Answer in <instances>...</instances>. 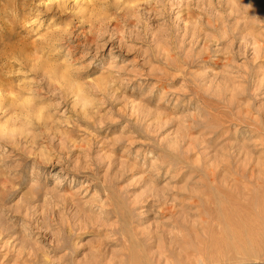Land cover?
<instances>
[{
    "label": "rangeland",
    "instance_id": "374dc122",
    "mask_svg": "<svg viewBox=\"0 0 264 264\" xmlns=\"http://www.w3.org/2000/svg\"><path fill=\"white\" fill-rule=\"evenodd\" d=\"M162 2L164 7L150 6L142 0L138 7L137 0H92L82 6L72 0H0V106L8 109L6 116H18L20 123L33 113L46 117L36 129L40 132L52 130V121L62 119L63 113L70 118L69 124L75 120L79 128L63 125L54 131L88 147L94 155L107 151L109 142L122 134H134L143 141L149 124L160 126L168 121L159 139L168 136L169 141L161 144L153 137L154 143L144 149L155 156H167L173 164L172 176L176 179L158 180V187L170 182L174 189H186L169 195V200L177 197L176 203L169 204L163 215L174 217L178 230L204 256L205 264H264V242L242 243L234 237L233 229L224 230L220 221L224 204L236 208L244 207L246 202H253L252 206L264 204V0H233L230 5L227 0H185L183 5L179 0ZM228 11L231 16L225 15ZM159 12H164L163 18ZM222 28L231 31L228 40L219 38ZM249 32L256 37L250 41L255 47L244 49L240 42ZM177 41L183 44L185 54L191 52L194 58L208 62L212 74L221 73L216 78L220 98L205 99L199 115L196 108H157L153 99L168 91L164 85L173 71L169 58L175 59ZM129 47L135 51L129 52ZM205 48L207 51H202ZM85 51L90 53L88 59L96 58L104 67L111 63L110 52L118 57V67L127 66L121 78L130 83L115 85L121 87L117 100L101 108L96 118L111 110L118 122L105 123L103 130L71 112L73 81L83 85L85 79H90L101 89L113 87L96 67L88 76L77 72L87 62L81 59ZM242 51L244 55L240 56ZM233 64L243 65L239 73L232 70ZM236 75L245 77L246 95L234 96L225 91L224 85L232 87L230 81ZM207 80L211 83V76ZM173 83L179 87L182 81L177 78ZM256 89L259 99L251 96ZM249 100L252 104L246 107ZM137 105L141 107L136 109ZM122 108L127 109L123 116ZM134 109L136 115H132ZM159 112L164 115H157ZM202 116L207 117L203 123ZM5 120L0 119V125H5ZM137 120L143 123L137 124ZM85 128L88 132L82 133L80 129ZM172 141L180 142L179 153L170 152L168 143ZM126 146L118 144L112 149L117 168L125 159ZM193 146L196 151H188ZM140 148L136 143L130 149L132 155ZM78 152L76 148L73 156ZM30 163L21 160L17 173L25 181L29 180ZM137 163L150 166L151 160ZM3 180L0 176V182ZM18 199L13 198L9 205ZM15 222L20 223L19 218ZM13 236L15 249L6 258L0 252L3 264H45L41 252L24 244L19 228L6 233L0 247ZM50 239L33 236L44 248ZM25 247L35 254L30 256L23 251ZM194 254L189 252V256Z\"/></svg>",
    "mask_w": 264,
    "mask_h": 264
},
{
    "label": "clouds",
    "instance_id": "9594fccd",
    "mask_svg": "<svg viewBox=\"0 0 264 264\" xmlns=\"http://www.w3.org/2000/svg\"><path fill=\"white\" fill-rule=\"evenodd\" d=\"M72 2L82 6L91 4L92 0ZM140 2L141 0H137V7ZM142 2L164 7L162 0ZM232 2L233 0H227L229 5ZM179 3L183 5L185 0H179ZM158 15L163 18L164 12H159ZM225 15L231 16L232 13L228 11ZM218 34L220 39L228 40L231 31L222 28ZM255 39L249 32L240 42L242 48L255 47L254 43H250ZM128 51L135 49L129 47ZM202 51L206 52L207 48ZM173 53L175 59L169 58L173 71L164 85L168 91L161 92L153 99L157 108H196L199 115L205 99L220 98L216 78L221 73L212 74L208 62L194 58L191 52L185 54L180 41L176 42ZM89 55L85 51L81 59L87 62L77 72L88 76L90 69L96 67L113 87L101 89L97 87L95 80L90 79H85L83 85L73 81L75 90L71 112L77 118L94 124L97 130H103L105 123L116 124L118 121L111 110L104 113L102 118L96 119L100 117V109L109 102L116 101V94L121 91V87L130 82L121 78V73L127 66L118 67V57L113 53H109L112 59L107 67L96 58L88 59ZM239 55L243 56V51ZM242 67V64H233L232 70L239 73ZM209 76L211 83L207 80ZM177 78L182 81L179 87L173 83ZM118 82L121 87H115ZM230 83L232 87L224 85L226 92L234 96L247 94L244 76H233ZM152 90L155 91V85ZM258 92L259 89L251 92L253 99H259ZM251 104L252 100H249L245 106L250 107ZM56 107L59 108V105ZM139 107L141 106L137 105L136 109ZM136 109L132 115H136ZM126 111V108H122L121 116ZM7 112L8 109L0 106V119L6 117L7 125V131H4L5 125H0V176L4 177L3 182H0V240L6 233L21 229L24 244L41 252L45 264H192L193 260L196 264H205L204 256L178 230L174 217L163 215L169 204L176 203L177 197L173 196L169 200V195L186 191L172 188L170 182L164 187H158V180L169 181L170 177L172 180L176 179L172 176L171 160L167 156H155L152 151H144L146 146L154 143L153 137L161 144L169 141L168 136L159 139L160 132L168 121L160 126H154L156 122L149 124L144 130L146 135L143 141L138 140L134 134H122L109 142L107 151L94 155L88 147H81L64 133L57 134L54 131L56 126L63 125L79 128L75 120L69 124L70 118L63 113L62 119L52 121V130L40 132L36 129L46 117L33 113L31 118L20 123L18 116H6ZM157 115L163 116L164 113L159 112ZM206 119V116L200 117L202 123ZM142 123L143 120H137V124ZM124 127L127 129L128 125L125 124ZM80 131L88 132V129ZM204 131H207V126ZM204 131L200 133L201 142ZM124 143L127 144L123 149L125 159L117 168L112 149ZM136 143L141 148L133 156L130 149ZM76 148H79V152L73 156ZM168 148L172 153H179L180 142L172 141L168 143ZM188 151L194 152L196 148L193 146ZM141 159H150V166L147 163H137ZM21 160L31 162L28 181L17 175L22 167ZM17 196L19 199L9 205ZM17 218L20 223L15 222ZM34 235L45 239L50 236L48 247L37 245L33 240ZM15 239L13 236L0 247V252L6 254L5 258L15 249L12 242ZM23 251H28L30 256L35 254L29 247L23 248ZM190 251L195 254L189 256ZM0 264H3L2 260Z\"/></svg>",
    "mask_w": 264,
    "mask_h": 264
},
{
    "label": "bare ground",
    "instance_id": "6f19581e",
    "mask_svg": "<svg viewBox=\"0 0 264 264\" xmlns=\"http://www.w3.org/2000/svg\"><path fill=\"white\" fill-rule=\"evenodd\" d=\"M252 203L246 202L244 207L243 205H241L242 208L240 207L236 208L231 204H227V205L224 204L223 207L225 208V210L223 212V216L221 217L220 221L224 224V230H226V228L228 227H230L231 230L233 229L234 234H236V236L234 235V237L239 238L240 241L242 240V243L248 242L253 244V242L257 243L258 240L263 243L264 242V204L260 202L257 203L255 206H252L251 205Z\"/></svg>",
    "mask_w": 264,
    "mask_h": 264
}]
</instances>
